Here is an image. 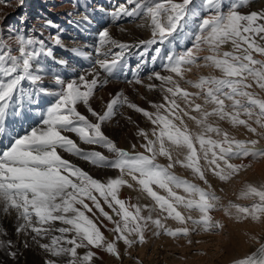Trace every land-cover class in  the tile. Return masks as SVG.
I'll return each instance as SVG.
<instances>
[{"label": "snow or ice", "instance_id": "6c2138e0", "mask_svg": "<svg viewBox=\"0 0 264 264\" xmlns=\"http://www.w3.org/2000/svg\"><path fill=\"white\" fill-rule=\"evenodd\" d=\"M250 2L231 0L225 12L223 0H199V5L196 0H124L97 11L113 23L126 17L140 18L137 27L147 29L149 37L123 42L103 27L96 43L84 46L91 51L69 49L62 42L63 29L50 19H44L39 29H10L7 39L0 30V133L9 115L22 117L27 110L37 118L23 134L0 146V220L14 214L15 234L27 238L20 241L24 249L35 244L46 254L43 264H95L104 258L100 253L120 260L121 242L124 254L129 255L128 249L146 243L150 226L155 229L154 236L171 238L189 237L198 230L215 232L224 227L213 218L216 211L238 224L264 223V183L244 182L236 200L252 203L241 204L232 200L222 203L210 182V177L221 182L236 178L251 167L244 163L246 159L264 160V147L259 146L264 140V98L252 90L264 92V8L242 11ZM19 3L22 6L23 0ZM93 22L87 14L70 21L81 28ZM27 23V17L22 16L19 24ZM48 29L56 31L45 36ZM176 34L182 35V45L188 41L190 46L177 52L173 45ZM229 44L230 51L221 50ZM156 45L149 62L145 57ZM56 47L70 51L89 66L76 74L77 68L69 61L56 57ZM131 55L137 56L134 67L128 63ZM157 62L160 71L155 68ZM192 67L212 68L220 75L186 79L185 73ZM146 69L149 83L141 75ZM165 72L168 74H162ZM120 74L133 91L136 85L158 90L163 102L141 97L148 104L141 107L121 89L109 93L111 98L102 110H96L92 106L95 90L107 86L110 79L119 80ZM181 81L197 91L189 92ZM125 106L153 126L148 132L137 125L135 136L143 141L139 143L143 151L136 143L120 147L104 131L117 110ZM185 118L197 131L190 130ZM127 119L135 123L131 117ZM224 121L233 128L242 126L249 138L230 135L220 126ZM81 144L94 147L86 150ZM63 153L118 175L95 178ZM158 158L167 163H159ZM177 165L189 169L204 187L174 174ZM134 184L154 205L120 197L122 187L131 189ZM181 208L198 212V218L184 215ZM157 210L160 215L154 218ZM168 219L180 226L168 227L163 222ZM245 235L258 247L230 264H264V237ZM187 242L192 243L191 239ZM14 249L8 230L0 226V253L15 260L18 251Z\"/></svg>", "mask_w": 264, "mask_h": 264}, {"label": "rangeland", "instance_id": "374dc122", "mask_svg": "<svg viewBox=\"0 0 264 264\" xmlns=\"http://www.w3.org/2000/svg\"><path fill=\"white\" fill-rule=\"evenodd\" d=\"M261 1L262 0H251L250 6L242 8L241 10L242 11H250V10H259L261 8H264L263 5L258 6V3H260ZM38 2H39V0H34V1L33 0H23L22 7L24 10L33 9V8H35L33 6V4L34 3L38 4ZM196 3H197V5H199V0H196ZM230 3H231V0H223V10L225 12L228 10V6ZM83 4H82V6H83ZM31 5L33 6V8H31ZM76 5H77V1H76ZM82 8L83 7H79L77 9V7H76L78 12L81 11ZM33 11H34V14L37 12H38L37 14L42 12V11L39 12V10L35 12L34 9H33ZM63 11H66V10L64 9ZM42 13H44V12H42ZM203 15H207V13H203ZM138 19H140V18H138ZM181 39H182V35L176 34V38L173 41V45H174V48L177 52L181 51L182 48L185 46H190V42H188V41H185V44L182 45ZM158 46L159 45L153 46V49L149 50V55L147 57H145V59H147L150 62V58H151V55L153 54L154 48L158 47ZM135 50L136 51H133V52L142 51V49H135ZM163 50H164V54L166 55L167 51H168V46L165 45ZM221 50L222 51H230L231 45L230 44L225 45L222 47ZM204 54H206V53H203L202 55H204ZM256 58H261V57H256ZM131 61H133L134 63L132 64ZM136 62H137V56L136 55L129 56L128 63H131L130 66H132V67L135 66ZM155 68L157 71H160L159 62H157V64L155 65ZM146 70L141 75H142V78L145 80V83H149V81L146 80V77L148 74ZM162 74L166 75L168 73L165 72ZM201 75H205V76L206 75H217V76H219L220 73L218 71H214L212 68H208V67H200V68L192 67L190 72L185 73V78L190 79V80H196ZM120 79H121V77H120ZM120 79L119 80L110 79V82L112 84L113 83L119 84L118 82H120ZM45 81L47 83H49L47 81V79ZM46 82H45V84H46ZM111 83H109V84H111ZM155 83L159 84L158 81H156ZM123 84L128 86L124 82H123ZM181 86L183 88H186L189 92L197 91L196 89L191 88L189 85L183 83L182 81H181ZM140 87L142 88L141 91L137 90ZM136 88H137L136 91H133L132 87H129L130 90L132 89L131 90L132 93L136 92V94L139 95L136 100H132L134 103L138 104L139 106L145 107V108L148 107L146 100L142 99L141 97H145L147 100H152L155 102H163L162 98H161V93L158 90L148 91L146 88H144L143 86H139V85H136ZM101 89H102V87L97 88L95 90V94L98 93ZM252 90L257 91L260 98H264V92H260L259 89H255V88ZM179 102L181 103V106L183 107V102L182 101H179ZM196 102L202 103V100H197ZM149 110L154 111L153 109H149ZM132 112L134 114H138L139 117L142 119V124H140L141 126H139V128L150 132L151 128L153 126L141 114L136 113V112L128 109L126 106H125V109L123 110L122 114H124V116L126 118H128V117L132 118V116H133ZM241 118H246V117H241ZM185 119L189 125L190 130H192L194 132L197 131L194 123L191 121H187V118H185ZM220 126L222 128H224L225 130L229 131L230 135L235 136L237 139L249 138L250 134H247L246 130L243 129L242 126H240L238 128H233L227 121L220 122ZM136 130L134 131V137H135L134 139H136L135 141H137L139 144V143H142L143 141L138 140L137 137L135 136ZM237 130H241L244 132L242 135H240L237 133ZM69 135H72V134H69ZM72 138L77 139L74 135H72ZM252 138H254V137H252ZM132 143H134V141L128 142V144H132ZM80 146L82 148H85L86 150L94 147V146H88V145H83V144H81ZM259 146L264 147V140L261 141V144ZM97 150L104 151L102 149H97ZM139 151H143V149H139ZM104 154L108 155V153H106V152ZM173 154L175 155V151L173 152ZM64 156L66 158L72 160L75 164L83 167V169L88 171L95 178L104 179V177L105 178L107 177V176H104V177L100 176V178H99L98 176H96L91 170L93 166L88 164L87 162L83 161L85 163L84 164V163H81V160H78V158H76V157H73V156L70 157V156H66V155H64ZM260 161H262V160H260ZM260 161L248 159V162L251 165V167L242 171L236 178L232 179L229 182H221L218 179L210 177V182L213 185V189L216 191V194L218 196H221L222 203H226L228 200H232L236 203H241V204H251L252 203V201H250V200H236V195L239 193L240 190H239V188L238 189L235 188V184L240 182L241 185L239 187H241L244 182H249V181H251V183L256 184V185L264 183V180H263L264 176L262 177V175H259L262 173H258L260 170V168H259L260 166L255 167L256 164L261 163ZM158 162L162 163V164L167 163L166 159H164V158H158ZM233 162L239 163V161H233ZM86 163L88 165L87 167H85ZM93 168H95V167H93ZM248 170L249 171L252 170L251 171L252 175H247V172H249ZM172 171L174 172V174H176L182 178L188 179L193 183L200 184L201 187H204L202 182H200L198 179L193 178L191 171L189 169H185V168H182L179 165H177L174 169H172ZM253 172H255V173H253ZM107 173H108V176L118 175V172H115V171H107ZM250 177H251V180L249 179ZM246 179H247V181H246ZM221 189H223V191H221ZM229 190H230V194L227 193ZM159 191H160L161 195H166V193H164L162 190H159ZM177 191L179 192V194L185 195L182 190H177ZM120 192H122L123 195H126L129 199H132L131 203H138L141 205H154V202L151 201V199L148 198L146 196V194L139 191L138 185L134 184L133 188H131V189L124 186L121 188ZM105 208H106V206H105ZM106 210H108V209L106 208ZM179 210L182 211V213L186 216L191 215V216H193V218H198V216H199V213L196 211H185L182 208ZM219 213H220V215H222L221 213H223V212L222 211H216V212L212 213L213 218L215 220L218 218ZM143 214L147 215L148 213L144 212ZM158 215H160L158 210L153 212L154 218ZM217 220H219L224 225V227L220 230H217L215 232H203V231L198 230L196 233L191 234L189 237H180V238H171V237H168V236L163 235V234H161L159 236H154L152 233L155 229H154V227L150 226L149 230L146 232V243H144L143 245H137L131 249H128L129 255L124 254V245L122 244V242L119 244V249L121 251V256H122V258L120 260H116L112 256L106 255L104 253H100V254L105 255V257L107 259V260H105L106 264H137V261H139L140 264H230V262L232 260L239 259V258L243 257V255L238 253L237 246H240L241 244H247L250 247H251V244L256 245L254 241H252L249 244L248 242H250V239H248V241L245 239V238H249V236L245 235V233L247 232V233L251 234V229H253V226H254L253 223L248 222V223H244V224H238V223H235L233 220L230 219V224H227V222L224 221V219H223V221H221L219 218ZM163 222L168 227H171V228H175V227L180 226L177 222H175L171 219L164 220ZM105 223H107V221H105ZM263 224L264 223L259 224V228ZM109 227H111V225H109ZM101 230L104 231L105 235L109 239H111V234L109 232H107L103 228ZM219 234L222 235V238L220 241L218 239H216V236H218ZM188 239H191V241H192L191 244H189L187 242ZM32 246L34 248L33 249L34 251L36 249L38 252L44 253L39 248H36L35 244H32ZM15 250L18 251V256L15 260H11L7 257L9 259V263L10 264H21L20 254L22 252L19 251V249H15ZM78 251L80 253H83L84 249H79ZM45 256H46V254L38 255V257L35 258V260H34V264H43ZM96 263L101 264L104 262L102 260H100V262L96 260L95 264Z\"/></svg>", "mask_w": 264, "mask_h": 264}, {"label": "bare ground", "instance_id": "6f19581e", "mask_svg": "<svg viewBox=\"0 0 264 264\" xmlns=\"http://www.w3.org/2000/svg\"><path fill=\"white\" fill-rule=\"evenodd\" d=\"M76 1H77V5H76ZM122 2H124V0H39L38 4L37 3L33 4V6L36 9L33 8L32 5H31V8H33L35 12L39 10V12L42 11L44 13L41 12L37 14L38 13L37 12L34 14L33 9L24 10L23 7L20 5L19 0H0V30H3V36L5 39H7L10 29H16V28L22 27L23 30H27L28 28H31L32 26H35L37 29H39L44 19H50L56 25H59V27L63 29L62 42L69 49L73 47H84L86 45L87 46L94 45L97 40V33L103 27H108L110 34L114 38L120 41H123V42L131 43L139 39L148 38L150 35L149 31L145 28L137 27V25H139L142 22L141 19L135 18L133 20V18L126 17V18H122L121 20L113 23L109 17H106L103 13L97 11V9L99 8H105V9L112 8ZM6 3L10 4L11 6H5ZM262 5L264 6V0L258 3V6H262ZM76 7L77 9L79 7H83V8L81 11L78 12ZM64 9L67 12L63 11ZM69 13H71L72 15H69ZM83 14L89 15L93 19L94 22L90 26L86 28H81V27L76 26L75 23H70V21L74 22V21L80 20ZM22 16L27 17V20H28V23L24 26H21L19 24V21ZM121 28L126 29V31H123V32L120 31ZM49 31L55 32L56 30L55 29L45 30V33H44L45 36L48 35ZM84 50L91 51V48L84 47ZM117 50L118 49H114V51H117ZM132 51H136V50L133 49ZM202 54L203 53H201V55ZM55 55L59 59H65L69 61L71 65L76 67L77 68L76 74H78L80 68H86L89 66L87 61H84L81 58L76 57L70 51L62 50L60 47L55 48ZM93 55L95 54L93 53ZM131 63L133 64L134 62L131 61ZM131 63H129V66L131 65ZM49 64H51V61H49ZM52 66L55 67V65H52ZM65 75H71V74L65 73ZM127 76L128 78H130L131 73L129 72ZM120 77L121 79H120V82H118L119 84H115V83L112 84L111 82H109L111 84L108 83L107 86L102 87V89L98 93L95 94V98L92 101V106L96 110L98 111L102 110L103 104H105L111 98L109 93L115 94V92L121 89L125 92L126 95L129 96L131 100L137 99L139 95L136 94V92L132 93L131 92L132 89L130 90L128 86L123 84V81L125 80V76L123 74H120ZM46 84L48 83L46 82ZM25 86H27V84H25ZM141 89L142 88L140 87L137 90L141 91ZM124 109L125 107H121L117 110V113L115 117L112 119V121L109 124L105 125L104 131L120 147L130 148V144H128V142L134 141V143L137 144V148L139 150V144L137 141H135L136 139H134L135 138L134 131L137 129V125L141 126L140 124H142V119L139 117L138 114H134L132 112L133 116L131 118V121L135 123L130 122L124 116V114H122ZM80 111L84 112L85 109L81 107ZM36 119L37 118L35 117V115L30 114V112H28L27 110L24 116L22 117H16L13 115H9L7 119L5 120V122H8L9 120H11V124H10L11 129L9 131L6 130L4 133H0V146L7 144L9 140H11L16 134H23L24 129L33 126V123ZM243 132L244 131L237 130V133L240 135H242ZM63 154L66 156H70L67 153H63ZM260 162L261 163L256 164L255 167L260 166L259 167L260 170L258 169L259 170L258 173H262L259 175H262L263 177L264 176V160ZM81 163H84V162L81 161ZM244 163L249 164L248 159H246ZM87 166L88 165L86 163L85 167ZM91 170L99 178L100 176L101 177L108 176V173L105 170H102V169L98 170L97 168L95 169L93 167ZM251 171L247 172V175H252ZM249 179L251 180V177ZM249 182L251 183V181ZM240 185H241L240 182L236 183L235 188L236 189L239 188L240 190L242 187V186L239 187ZM227 193L230 194V190ZM120 197L124 199H128L130 202L132 201V199H129L126 195H123L122 192H120ZM221 214L222 215H220L219 213L218 218L221 221H223L224 219V221H226L227 224H230V219L226 217L223 213ZM253 225L254 226H253V229H251V234L264 237V224L260 228H259V225L257 224H253ZM0 226H3L4 228L8 230L9 238H11L13 242L16 244V249H19V251L22 252L20 254L21 264H34V260L35 258L38 257V255L45 254V253L38 252L36 249L34 251L33 250L34 248L32 245L28 249L23 248V245L20 243V241L27 239V238L24 237L23 235L18 237L15 234L14 214L11 217L6 216L2 220H0ZM57 226H60V225L57 223ZM221 238H222L221 234L216 236V239H218L219 241L221 240ZM245 239L248 241L249 238H245ZM44 242H47V241H44ZM251 242L252 240H250V242L248 243L250 244ZM256 247H258L257 244L256 245L251 244V247L247 244H241L240 246H237V250H238V253L243 255L244 257L246 256V254L248 255L252 251H254ZM36 248L38 247L36 246ZM102 256L104 257L102 261L105 263V260L107 259L105 255L102 254ZM97 261L100 262V260H97ZM104 263H101V264H104ZM0 264H10L7 256L2 253H0Z\"/></svg>", "mask_w": 264, "mask_h": 264}]
</instances>
